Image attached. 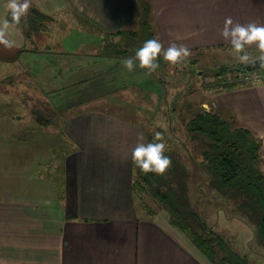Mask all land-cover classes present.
<instances>
[{"label":"crops","instance_id":"obj_1","mask_svg":"<svg viewBox=\"0 0 264 264\" xmlns=\"http://www.w3.org/2000/svg\"><path fill=\"white\" fill-rule=\"evenodd\" d=\"M149 1L162 54L172 43L186 45L190 50L230 46L221 36L226 17H231L234 23L264 24V0ZM6 3L7 0H0V27L8 12ZM31 6L54 16L58 23H53L50 34L37 39V44L26 40L12 24L6 29L5 36L12 46L0 43V78L18 82L24 78L23 85L30 87L25 95L28 98H18L17 102L19 94L0 90V139L5 144L20 147L36 144L41 151L46 148L42 161L49 156L52 162L38 161L35 164L40 170L37 176L54 172L64 176V186L61 195L53 194V198L48 196L44 200L10 192L0 197V264H211L184 234L170 225L166 214L142 217L134 209L132 150L138 142H147L148 132L143 122L114 114L115 110L120 112L124 108L121 100L131 103L124 96L126 92L108 90L100 98L83 102V97L92 98L100 92L92 81L96 75L90 74L93 76L84 78L86 85L77 89L78 99L75 93L73 100L65 94L68 87L71 89L83 82L82 59L88 65L87 57L98 55L93 48L96 45L82 50L84 42L74 48L63 44L57 33L61 30L60 15L65 18L76 15L87 20L101 40L104 33L137 29L138 1L29 0V8ZM71 29H66L67 38L71 36L68 35ZM66 32L64 29V36ZM246 46L258 49L255 42ZM43 47L54 50L41 52ZM25 48L41 50L24 51ZM38 58L41 66L33 70L31 64ZM91 68L94 74L99 73L94 64ZM151 81L157 84L154 79ZM18 88L23 90L21 85ZM150 90L155 92L153 88ZM147 92L144 91V97ZM37 97L42 99L37 102ZM212 99L215 108L233 111L241 125L249 127L262 139L264 169V82L248 81L246 87L215 94ZM27 102L31 109L20 116L23 120H17V114L10 115L11 111L5 106V103L18 106ZM92 102L96 104L89 105ZM131 110L134 109L124 114L128 116ZM67 140L75 145L73 151L62 155L52 153L53 146L65 144ZM11 160L16 166L9 175L26 177L34 170L35 166L30 168L27 161L18 169L17 159L11 157ZM46 165L47 173L41 172ZM40 179L50 182L45 176ZM219 210L224 213L223 208ZM221 216L225 223L231 224L230 217ZM219 233L227 241L224 233ZM258 238L264 243L260 235ZM237 253L250 264H264V250L260 248L255 249L251 257Z\"/></svg>","mask_w":264,"mask_h":264},{"label":"rangeland","instance_id":"obj_2","mask_svg":"<svg viewBox=\"0 0 264 264\" xmlns=\"http://www.w3.org/2000/svg\"><path fill=\"white\" fill-rule=\"evenodd\" d=\"M60 16L61 17H57L62 19L61 30L57 33L60 34V37L63 40V44H66L68 48H74L76 44L78 45L84 42L82 50H86L87 46L96 45L93 48L94 50H97V55L99 52L101 53L99 42H101L103 37L100 40V37H97L95 35L96 32H92L90 31L91 29L80 26V19H78V17H75L76 15H68L66 16V18L65 15ZM56 22L58 23V20H54L53 23L56 24ZM71 27L72 29L70 30V32H68V35L71 36L70 38H67L66 29L69 30ZM135 28H137L135 31H139V27L136 26ZM64 29L66 32L65 36ZM108 40L114 42L115 46L118 44V42H123V44L116 47L112 46V51H118L120 50L119 48L125 47L131 48V41L128 38L121 41L120 37L113 36L108 38ZM132 41L134 43L137 42L136 40ZM53 50L54 49L43 47V50H41V52H50ZM262 56H264V50H261L259 48L253 49V53L249 55L248 61ZM99 60L102 62L100 63ZM87 61H89L88 65L85 62V59H82L84 67L82 84H79L77 86L73 85L71 89H69L70 87H68V89H66L65 91V94H68L70 100H73V93H75V97L77 99L79 98L77 89L79 90L81 85H83V87L86 85V83H84V78L92 77L93 75L96 76L92 77V81L98 85L96 86V91L99 90L100 92L97 96L92 98L87 96L83 97V102L90 101L96 97L100 98L101 96L108 93V90L117 89L126 92L124 96L131 100V103L129 104L126 99L121 100L120 104L121 106H124V108L120 110V112L115 110L114 114L120 116L121 118L125 116L127 118L143 122L146 125L147 132H160V135H162V132H165L166 136L169 138L170 144L175 143V147L176 145L179 147L183 162H185L186 167L190 171L194 170V162L200 157L201 150L205 149L206 147L205 143L201 140H191V138L185 131V123L187 119L191 118L197 110L209 109L212 111H216L217 108L214 107L212 99L213 94L207 89V84L214 80V77L212 76L214 72L212 70L219 68L225 63L237 64L240 62L231 49L222 50L221 47L192 49L190 56L187 57L186 60L178 62L179 66H177V63L173 64L165 60V62L168 64L163 65L160 69H155V76H157L158 79L162 80L160 83L155 80L153 73L150 72L148 68L140 66L138 60V64L135 63V66L131 71H129L124 66L123 59H105L100 58V56H94L87 57ZM96 61H98V63H96ZM91 64H94L95 67H97L99 72L97 73L98 75L93 73ZM40 66L41 61H39V58L35 60V63L31 64V68H33V70H36ZM139 67H141V69ZM152 79H154L155 83L157 84H154V82L151 81ZM21 80H19V82L18 80L6 81L0 78V90H12L13 92L19 94V97H16L15 100L17 102L18 98L23 99L25 97L30 87L29 85H23L25 82L24 78H21ZM12 82L15 83V86H9ZM259 82L263 81H261L260 79ZM20 85L23 86V90L18 88V86ZM150 88H153V90L155 91L153 92L154 94L151 93ZM157 88L158 90H156ZM145 90L148 91L146 94L147 97L143 96ZM135 95H137V98L135 97ZM25 98H28V96H26ZM39 99L42 98L37 97L36 101L38 102ZM8 101L10 103L12 102L10 101V98H8ZM135 102L140 103L143 106L140 107ZM94 104L96 103L92 102L89 105ZM30 105V102L25 103V105L20 103L18 104V106L8 105V103H5V106H8L9 111H11L10 115L17 114L19 116L16 117L17 120L19 118L21 120L24 119V117L20 116H24V113L30 111ZM102 106L99 108H102ZM176 108L177 110L173 112L172 119H170L168 116L169 113L167 115V111L169 112V110ZM130 109L134 110L127 112L129 115L126 116L124 112ZM48 140H50L52 144L55 143L53 138H49ZM74 149L75 145L67 140V143L65 144L61 143V145L53 146L52 153L56 155H62L64 152L68 153L73 151ZM44 150H46V148ZM44 150L41 151V149L36 144H26L20 147L16 144H5L0 139L1 198L5 195H8L9 192L10 194L15 195L18 194L30 195L33 197L35 196L36 198L42 200H44V197L48 196H51V198H53V194L56 195L57 193H59L61 195L64 186V176L57 175L54 172L49 175L42 174L40 176H37V173L40 170L35 166V164L38 161L50 164L52 162L49 156L42 161V154L44 153ZM21 152H23V155H21ZM53 154L51 158L53 157ZM11 157L13 158V160L17 159V162L20 166L18 169H22L21 163L27 161L31 166L30 168L35 166L34 170L30 171V175L26 177L9 175L12 170H15L16 166L13 165L14 162L11 160ZM9 164L14 167H10ZM41 169V172L44 171L47 173L48 171L47 165ZM203 175L204 174L200 171L192 175L190 179V186L193 192L191 193L193 204L196 201L197 196L202 194V191L206 193V196L200 202V208L201 213L207 220V222L218 233H224L226 239L228 238V243L239 253H246V256L251 257V254L255 249L260 248L261 250H264V243L258 238L259 235L257 234L256 224L249 223L248 220H245V218H241L239 215H237L235 213L236 211H234L235 205L233 204V202L229 204L227 203V201H225V203L219 202L215 197L220 194L212 191L210 185L207 182L203 183ZM43 176H45L46 179L49 178L50 182L44 179H40V177ZM195 192H198V194H196ZM132 194L134 197V209L137 215H140L142 217L153 215V211L150 208L145 209L144 201L138 199L133 192ZM210 195H214L215 197ZM146 204H148V206H151L153 209L156 208L154 206V203L150 199L146 200ZM219 204L224 211V213L222 214L220 213L218 207ZM224 214L230 217L229 221L231 222V224L225 223L226 221L221 216H224ZM223 222L225 223V226ZM233 223H235V225H233ZM245 225L249 228H246ZM224 228H227V230L229 231L225 230ZM252 243H254L255 245Z\"/></svg>","mask_w":264,"mask_h":264},{"label":"trees","instance_id":"obj_3","mask_svg":"<svg viewBox=\"0 0 264 264\" xmlns=\"http://www.w3.org/2000/svg\"><path fill=\"white\" fill-rule=\"evenodd\" d=\"M137 1L140 5L137 20L139 31L121 30L104 33L99 45L101 53L99 52L98 56L134 57L135 51L143 45L144 41L157 38L150 1ZM80 18L78 17V19ZM6 19L9 21L12 19L9 10ZM54 20V16L45 14L36 6H31L26 15L22 16L14 26L20 29L26 40L37 44V39L50 34L48 32H51L50 26ZM79 23L80 26L96 32L92 28L93 25L87 20L81 18ZM113 36L120 37L121 41L128 38L131 41V48L125 47L119 48L118 51H112L111 48L115 44L108 38ZM132 40L137 42L134 43ZM121 44L123 42H118L116 46ZM221 49H231V45L221 47ZM25 50L39 51L35 48H25ZM246 50L248 55L253 53V49L247 46ZM157 60L159 63L157 69L168 64L162 53L158 54ZM245 63H225L219 68L213 69L214 80L207 84L208 91L215 95L246 87L248 81H252L248 80L250 72L246 70ZM177 66H179L178 63ZM151 72L154 78L161 83L162 80L155 76V70ZM255 72L261 74V81L264 82V67ZM175 110L177 108L167 111L170 119H172ZM185 131L191 140H201L206 147L201 150L200 157L194 162V170H188L181 157L179 147L177 145L175 147V143L170 144L165 132H162L159 137L156 132H148L146 143L162 140L165 143V154L171 158V164L163 174H157L154 172L144 173L133 162L132 192L138 199L144 201L145 209L150 208L153 211L151 217L160 213L166 214L170 225L184 234L211 264H250L247 258L238 254L202 215L200 202L206 196L204 191L197 196L193 204L190 179L198 171L203 173V183L207 182L212 191L220 194L216 197L210 196H214L222 203L233 202L235 213L241 218L255 223L257 233L264 241L262 139L252 129L241 125L234 112L230 110H197L191 118L187 119ZM195 193L198 194V192ZM147 199L152 200L155 209L146 204ZM218 207L222 209L220 204Z\"/></svg>","mask_w":264,"mask_h":264},{"label":"clouds","instance_id":"obj_4","mask_svg":"<svg viewBox=\"0 0 264 264\" xmlns=\"http://www.w3.org/2000/svg\"><path fill=\"white\" fill-rule=\"evenodd\" d=\"M6 8L9 10L11 21L5 19L0 27V43L11 47L12 42L5 36V31L10 24L15 25L22 16L26 15L29 8V0H7ZM221 36L231 44V50L242 63L249 60L246 45L256 43V46L264 50V24L249 22L247 24L234 23L231 17H226ZM162 52V43L158 38H151L143 42V45L135 51L134 57H127L123 60L124 66L131 71L138 60L141 67L154 71L159 67L158 54ZM191 50L186 45L177 46L175 43L163 50L165 60L176 64L186 60ZM159 137V133L156 134ZM142 139V138H141ZM132 160L144 172L163 174L171 164V158L165 154V143L159 142H138L132 150Z\"/></svg>","mask_w":264,"mask_h":264},{"label":"water","instance_id":"obj_5","mask_svg":"<svg viewBox=\"0 0 264 264\" xmlns=\"http://www.w3.org/2000/svg\"><path fill=\"white\" fill-rule=\"evenodd\" d=\"M264 67V56L253 59L245 63V68L248 72H253Z\"/></svg>","mask_w":264,"mask_h":264},{"label":"built area","instance_id":"obj_6","mask_svg":"<svg viewBox=\"0 0 264 264\" xmlns=\"http://www.w3.org/2000/svg\"><path fill=\"white\" fill-rule=\"evenodd\" d=\"M261 79V76L257 72H251L249 75V80L252 82H259Z\"/></svg>","mask_w":264,"mask_h":264}]
</instances>
